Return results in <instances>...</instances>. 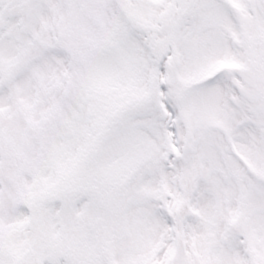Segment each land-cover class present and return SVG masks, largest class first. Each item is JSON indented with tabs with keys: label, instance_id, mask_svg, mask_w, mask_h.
Listing matches in <instances>:
<instances>
[{
	"label": "snow or ice",
	"instance_id": "6c2138e0",
	"mask_svg": "<svg viewBox=\"0 0 264 264\" xmlns=\"http://www.w3.org/2000/svg\"><path fill=\"white\" fill-rule=\"evenodd\" d=\"M0 264H264V0H0Z\"/></svg>",
	"mask_w": 264,
	"mask_h": 264
}]
</instances>
